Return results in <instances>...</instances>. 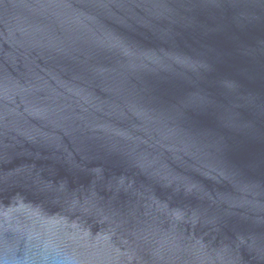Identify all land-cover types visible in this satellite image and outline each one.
Instances as JSON below:
<instances>
[{"label":"water","instance_id":"water-1","mask_svg":"<svg viewBox=\"0 0 264 264\" xmlns=\"http://www.w3.org/2000/svg\"><path fill=\"white\" fill-rule=\"evenodd\" d=\"M0 264H264V0H0Z\"/></svg>","mask_w":264,"mask_h":264}]
</instances>
